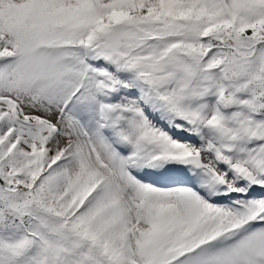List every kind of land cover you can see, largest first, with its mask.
Returning <instances> with one entry per match:
<instances>
[{
    "label": "snow or ice",
    "instance_id": "snow-or-ice-1",
    "mask_svg": "<svg viewBox=\"0 0 264 264\" xmlns=\"http://www.w3.org/2000/svg\"><path fill=\"white\" fill-rule=\"evenodd\" d=\"M0 264H264V0H0Z\"/></svg>",
    "mask_w": 264,
    "mask_h": 264
}]
</instances>
